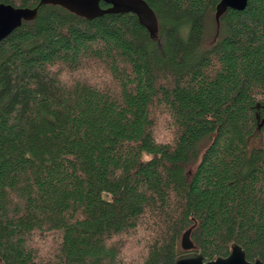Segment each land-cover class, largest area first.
<instances>
[{
    "label": "trees",
    "instance_id": "trees-1",
    "mask_svg": "<svg viewBox=\"0 0 264 264\" xmlns=\"http://www.w3.org/2000/svg\"><path fill=\"white\" fill-rule=\"evenodd\" d=\"M43 0L0 42V264L264 263V0ZM102 8L107 5L101 3Z\"/></svg>",
    "mask_w": 264,
    "mask_h": 264
},
{
    "label": "water",
    "instance_id": "water-1",
    "mask_svg": "<svg viewBox=\"0 0 264 264\" xmlns=\"http://www.w3.org/2000/svg\"><path fill=\"white\" fill-rule=\"evenodd\" d=\"M248 2L249 0H221L217 7V20L229 9L245 10ZM101 3L106 4L107 8H102ZM45 4L61 5L78 16L87 19L133 11L140 15V19L144 24L157 29V20L154 13L142 0H43L41 5ZM38 15L39 8H16L12 5L0 4V42L20 28L24 21H34ZM191 231V229L188 230L182 239L183 250L187 253L178 257L175 264H264L260 260L248 261L246 252L238 244L232 246V251L228 257H220L214 261L206 262L201 253L193 251Z\"/></svg>",
    "mask_w": 264,
    "mask_h": 264
},
{
    "label": "rangeland",
    "instance_id": "rangeland-1",
    "mask_svg": "<svg viewBox=\"0 0 264 264\" xmlns=\"http://www.w3.org/2000/svg\"><path fill=\"white\" fill-rule=\"evenodd\" d=\"M261 141H264V135L262 136V139H261Z\"/></svg>",
    "mask_w": 264,
    "mask_h": 264
}]
</instances>
